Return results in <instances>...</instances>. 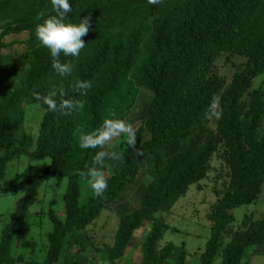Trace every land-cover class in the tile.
Listing matches in <instances>:
<instances>
[{
	"label": "trees",
	"instance_id": "trees-1",
	"mask_svg": "<svg viewBox=\"0 0 264 264\" xmlns=\"http://www.w3.org/2000/svg\"><path fill=\"white\" fill-rule=\"evenodd\" d=\"M48 0H0V50L5 36L27 33L23 41L30 63L23 79L9 90L0 105V182L7 163L26 155L30 160L50 158L39 175L28 178L21 202L10 214L0 235V264H15L13 238L25 222L39 187L56 176L67 177L65 215L47 211L52 230L43 262L57 264L66 238L85 229L101 210L114 202L152 164L154 177L139 197V206L118 222L111 245L102 249L106 264H117L134 231L150 223L141 244V264H163L173 243L160 245L169 225L156 212H167L189 185L203 179L219 143L228 168V189L213 203L207 219L210 237L200 256L201 264H240L248 247L264 240V217L245 215L240 230L231 232V209L255 202L264 183L263 87L249 92L255 77L264 71V0H69L72 11L66 22L79 23L90 16L91 29L79 57L61 55L74 70L61 77L52 69V58L35 36V27L55 15ZM225 55L241 59L226 79L217 70ZM4 69L1 68L0 76ZM2 73V74H1ZM8 74V73H6ZM76 80L88 81L85 95L74 92ZM63 90L66 99L83 101V110L71 115L50 111L35 99ZM248 98L245 99V95ZM220 98L223 116L209 129L205 118L213 96ZM147 102L146 116L136 129L138 149L123 145L124 161L107 176L103 197L93 192L80 205V172L92 167L98 148L82 149L79 137L99 129L106 119L124 120L139 99ZM37 103L44 108L35 147L23 131V106ZM230 233V234H229ZM230 235L224 243V235ZM80 248L83 246L80 245ZM180 246L172 264H184ZM73 262V261H72Z\"/></svg>",
	"mask_w": 264,
	"mask_h": 264
},
{
	"label": "rangeland",
	"instance_id": "rangeland-1",
	"mask_svg": "<svg viewBox=\"0 0 264 264\" xmlns=\"http://www.w3.org/2000/svg\"><path fill=\"white\" fill-rule=\"evenodd\" d=\"M49 3L51 0H48L46 5ZM27 37L25 32L9 34L4 38L8 44L0 50V70L4 69L0 76V105L4 95L23 79L29 66L30 51L23 43ZM232 60L236 63L241 61L239 57L225 58L223 55L216 63L218 72L226 79H230L235 69ZM263 83L264 71L255 77L249 92L262 88ZM248 97L246 94L244 98ZM141 100L142 98L139 99L138 104ZM146 109L147 102L143 101L124 120L132 123L136 128L146 116ZM23 112L21 128L32 136L31 150H33L44 108L37 103H27L23 106ZM206 126L215 130L213 122L207 123ZM258 132L259 134L264 132V117L259 124ZM112 143L116 150L124 153L125 139L123 137L114 138ZM3 151L4 149L0 148V154ZM49 163L50 158L48 157L30 160L24 154L14 157L7 163L0 182V235L2 229L9 222L10 214L22 200L28 178L41 174ZM119 163L114 160H105L101 170L108 176L116 170ZM95 166L100 167L99 165ZM154 174V167L149 164L145 173L139 175L114 202L103 208L98 217L85 229L76 230L69 238L67 237L57 264H106L105 254L99 249L112 244L119 220L139 206V197L149 181L153 179ZM66 185L67 177L56 176L45 181L39 187L38 194L28 209L25 222L13 238L11 256L16 259L15 264H30L31 261L33 264L43 262L48 247L46 233L52 230V223L48 218L47 211L52 209L57 216L63 218L62 214H65L63 195ZM228 185V168L223 157V146L219 143L211 158L206 176L198 183L190 184L186 193L176 200L169 211L155 213V216L163 217L169 225L160 245L167 242H172L174 245L171 256L163 264L173 263L182 244L186 252L184 264H201L200 256L210 237V221L207 219V213L218 196L228 189ZM91 194V188L87 185L86 179L82 177L79 182V204L86 203ZM231 212L234 217L229 226L231 232L243 228L241 223L245 215H250L253 219L264 217V183L261 194L255 202L234 207ZM149 229L150 223L145 222L134 231L117 264H141V244ZM229 236L224 235V243L229 239ZM80 245L83 248H80ZM240 264H264V240L248 247Z\"/></svg>",
	"mask_w": 264,
	"mask_h": 264
},
{
	"label": "clouds",
	"instance_id": "clouds-1",
	"mask_svg": "<svg viewBox=\"0 0 264 264\" xmlns=\"http://www.w3.org/2000/svg\"><path fill=\"white\" fill-rule=\"evenodd\" d=\"M163 0H148L151 5H159ZM55 15H50L46 19L41 13L42 23L35 27V36L42 47L49 50L52 58V69L61 77L70 76L74 70V64L71 61L62 62L61 55L66 57H79L81 51L85 48L84 37L88 35L91 29L90 16H84L79 23L66 22L68 13L72 11V5L69 0H51ZM91 83L88 81L76 80L72 89L74 92H80L85 95ZM61 99L59 102L54 98L56 92L52 91L49 95L41 96L37 94L35 99L47 105L48 109L54 113L62 115H71L74 111L83 110L85 104L83 101L66 99V93L61 90L59 93ZM223 116L220 106V98L213 96L205 118L209 122H216ZM123 137L127 145L136 150V155L142 153L136 149L137 136L134 125L121 119H106L102 126L88 134L79 137V146L82 149H100L94 158V166L88 167L87 171L80 172L81 177L86 179L87 185L91 188L97 198L104 196L108 188V179L104 171L105 160H114L120 163L124 161L122 152L116 150L112 143L114 138ZM99 165L100 167H96Z\"/></svg>",
	"mask_w": 264,
	"mask_h": 264
},
{
	"label": "crops",
	"instance_id": "crops-1",
	"mask_svg": "<svg viewBox=\"0 0 264 264\" xmlns=\"http://www.w3.org/2000/svg\"><path fill=\"white\" fill-rule=\"evenodd\" d=\"M65 214H62V217H64ZM61 217V216H60ZM32 262V263H31ZM29 262L30 264H33V261Z\"/></svg>",
	"mask_w": 264,
	"mask_h": 264
}]
</instances>
